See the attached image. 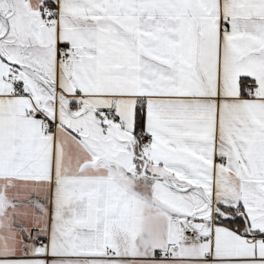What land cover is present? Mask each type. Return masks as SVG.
Wrapping results in <instances>:
<instances>
[{
    "label": "crops",
    "instance_id": "obj_1",
    "mask_svg": "<svg viewBox=\"0 0 264 264\" xmlns=\"http://www.w3.org/2000/svg\"><path fill=\"white\" fill-rule=\"evenodd\" d=\"M0 39V264H264L210 216L179 234L206 193L264 231V0H0Z\"/></svg>",
    "mask_w": 264,
    "mask_h": 264
},
{
    "label": "built area",
    "instance_id": "obj_2",
    "mask_svg": "<svg viewBox=\"0 0 264 264\" xmlns=\"http://www.w3.org/2000/svg\"><path fill=\"white\" fill-rule=\"evenodd\" d=\"M39 14L41 18V23L45 27H52L57 24V7L56 5H43L39 8ZM70 57V53L68 49L63 45H57L56 46V60H67ZM5 82L8 83L11 88L15 92H19L22 88V84L19 81L18 78H16L11 72L6 73L5 75ZM249 96L253 94V91H249ZM56 99V98H55ZM34 117L40 119L43 123H45L46 130L49 131L53 129V127L56 125L55 118H50L47 115L43 114L42 112L36 110L34 111ZM107 120L112 121L114 119L113 114H109L106 117ZM136 139L139 143V145L144 146L148 145L152 141V137L150 134L146 133L144 130L139 129L135 133ZM210 218H212V212L213 207L210 205ZM191 216L182 217L179 219V234L180 239L182 241H204V240H210L211 239V233L210 230L207 232H203L202 230L194 228L191 224ZM211 220H209V224H211ZM258 243H264V237L259 238L257 240ZM47 240L41 239L38 242V246L41 248L46 247ZM153 258L155 259H169L172 258V254L170 252H164V251H156L153 254Z\"/></svg>",
    "mask_w": 264,
    "mask_h": 264
},
{
    "label": "trees",
    "instance_id": "obj_3",
    "mask_svg": "<svg viewBox=\"0 0 264 264\" xmlns=\"http://www.w3.org/2000/svg\"><path fill=\"white\" fill-rule=\"evenodd\" d=\"M249 83V79L246 77H240L239 79V86L240 88H244ZM142 105L137 103L134 107V113H133V133L135 134L136 131L142 128ZM139 143L136 140L134 143H132V148L134 154H136L137 149L139 148ZM213 212H212V218L213 221L220 222L236 232L245 234V222L246 218L243 214L240 206L235 207H225L221 204H214ZM222 213H225L229 217L223 216ZM257 236H264V231H256L254 232Z\"/></svg>",
    "mask_w": 264,
    "mask_h": 264
},
{
    "label": "rangeland",
    "instance_id": "obj_4",
    "mask_svg": "<svg viewBox=\"0 0 264 264\" xmlns=\"http://www.w3.org/2000/svg\"><path fill=\"white\" fill-rule=\"evenodd\" d=\"M3 27H4V33L6 32V30H7V23L6 22H4L3 23ZM6 35H4L1 39H4V40H6V39H8L9 38V31L8 32H6L5 33ZM0 39V40H1ZM2 46V45H1ZM0 46V47H1ZM108 128V127H107ZM137 151H145V149H142V150H137ZM129 155L131 156V158L134 156H132V154L129 152ZM135 161V163H139V161H137V160H134ZM133 167V166H132ZM142 167H143V165H142ZM140 169L142 170V168L140 167ZM218 187V186H217ZM228 195V194H227ZM200 197V196H199ZM209 197H210V195H209V193H206V199L201 195V197H200V199H201V201H202V204H201V207L206 203V208H205V210H203V211H201V212H199V213H197V215H202V214H204V213H211V210H210V205L207 203V201L209 200ZM191 199H193V200H195V199H198L199 200V198H198V196L196 195V194H191ZM211 205H213L212 203H211ZM200 208V207H199ZM190 213V212H189ZM246 218V217H245ZM208 219H209V217L208 218H206V219H204V223H203V228H202V230L203 231H208L209 230V228H215L214 226H216V228L218 227L217 226V224H212V222H211V224H208ZM246 222H247V226L249 227V224H248V220H247V218H246ZM22 228H23V224H22V222H21V225H20V229L22 230ZM243 239V241L245 242V244H248V245H250V246H252V239H253V237L252 236H245L244 238H242Z\"/></svg>",
    "mask_w": 264,
    "mask_h": 264
},
{
    "label": "water",
    "instance_id": "obj_5",
    "mask_svg": "<svg viewBox=\"0 0 264 264\" xmlns=\"http://www.w3.org/2000/svg\"><path fill=\"white\" fill-rule=\"evenodd\" d=\"M13 64H15V63H13ZM15 65H17V66H19L18 64H15ZM55 95V94H54ZM55 97H56V95H55ZM56 99L61 103V101L56 97ZM85 110H90V109H88V108H85V109H83V111H85ZM130 146H131V143H130ZM130 151H131V153H132V155H134V152H133V148H132V146L130 147ZM135 156V155H134ZM141 172L142 173H144V165H143V167H142V170H141ZM204 197V196H203ZM205 198V197H204ZM206 199V198H205ZM207 203L209 204V205H211V202L208 200L207 201ZM212 207L213 208H215L214 207V205H212ZM205 208H206V203L202 206V207H200V208H196V209H193L191 212H190V216H191V221H190V224L194 227V228H196V229H199L200 227H201V222L204 220V219H206V218H208L209 216H210V213H204V214H202V215H197V213H199V212H201V211H203V210H205ZM223 214V216H226V217H229L228 215H226L225 213H222ZM245 230H246V232L248 233V234H252V235H255V233H250V231H249V229H248V226H247V222H245Z\"/></svg>",
    "mask_w": 264,
    "mask_h": 264
}]
</instances>
